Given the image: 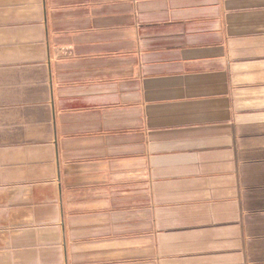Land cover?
<instances>
[{"label":"crops","instance_id":"crops-1","mask_svg":"<svg viewBox=\"0 0 264 264\" xmlns=\"http://www.w3.org/2000/svg\"><path fill=\"white\" fill-rule=\"evenodd\" d=\"M0 264H264V0H0Z\"/></svg>","mask_w":264,"mask_h":264}]
</instances>
